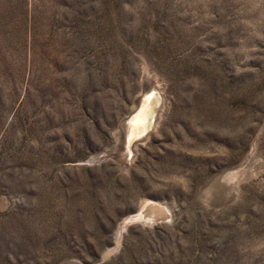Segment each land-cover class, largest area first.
<instances>
[{
	"label": "rangeland",
	"instance_id": "1",
	"mask_svg": "<svg viewBox=\"0 0 264 264\" xmlns=\"http://www.w3.org/2000/svg\"><path fill=\"white\" fill-rule=\"evenodd\" d=\"M0 264H264V0H0Z\"/></svg>",
	"mask_w": 264,
	"mask_h": 264
},
{
	"label": "bare ground",
	"instance_id": "2",
	"mask_svg": "<svg viewBox=\"0 0 264 264\" xmlns=\"http://www.w3.org/2000/svg\"><path fill=\"white\" fill-rule=\"evenodd\" d=\"M141 86L142 89L140 90V93L134 98L133 108L127 114L125 113L116 128L115 135L117 136L119 143H117L115 147L97 152L94 156H92L91 159L96 160L100 159L101 157L108 156V158H116L120 165H125L127 163L125 158L117 156V154H120V151H125L124 148L131 152L133 146L136 145V142L148 135L149 132L146 131L148 130L151 123V128L155 126L161 109V107H159V101L162 104L163 97L161 96L158 86L151 83L150 75L147 70L142 76ZM135 108L136 110L133 112ZM155 113L157 117L152 121L153 115ZM143 134L145 135L140 138ZM117 150L118 152H116ZM234 175V171H228L221 175L218 180L220 182L228 183L233 181ZM168 212L169 210L163 202H157L150 200L149 198L141 199L136 210L128 212L118 222L113 235V243L106 248L105 253L118 246L120 243V236L123 233V228L129 222L137 221L139 224H151L153 220H163L162 217Z\"/></svg>",
	"mask_w": 264,
	"mask_h": 264
},
{
	"label": "water",
	"instance_id": "3",
	"mask_svg": "<svg viewBox=\"0 0 264 264\" xmlns=\"http://www.w3.org/2000/svg\"><path fill=\"white\" fill-rule=\"evenodd\" d=\"M160 104H161V103H160V101H159V107H160ZM136 108H137V107H136ZM136 108L133 110V112L136 110ZM133 112H132V113H133ZM156 117H157V116H156V113H155V114L153 115V119H152V121L155 120ZM151 126H152V123H151V125L149 126V128H148V130H147L146 132H149V130L151 129ZM145 134H146V133H145ZM145 134H143L140 138H142ZM105 157H107V156H105ZM101 158H103V157H101ZM153 204H154V203H153ZM167 216H168V213H167L165 216H163L162 219L164 220ZM157 220H158V219H157ZM153 221H155V220H153Z\"/></svg>",
	"mask_w": 264,
	"mask_h": 264
}]
</instances>
